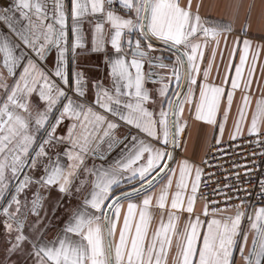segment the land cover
<instances>
[{
	"label": "snow or ice",
	"instance_id": "obj_1",
	"mask_svg": "<svg viewBox=\"0 0 264 264\" xmlns=\"http://www.w3.org/2000/svg\"><path fill=\"white\" fill-rule=\"evenodd\" d=\"M117 4L125 15L117 13ZM70 5V25L65 0H17L14 10L27 22L22 25L10 15L12 8L0 10V21L11 33L0 36V66L8 77H16L20 70L12 85L0 72V89L6 96L0 101V201L9 190V179L19 181L11 199L0 210L6 218L7 232H15L14 241L9 240L8 255L20 252L31 257L34 264H169L175 238L177 251L171 256V264H239L234 255L237 251L242 264H264V207L249 215L243 202L224 208L215 206L217 202H206L193 219L202 170L194 168L187 159L177 161L175 169L168 163L174 160L169 146H179L185 131V105L190 111L194 108L196 120L217 127L223 135L251 41H233L229 67H234L235 76L230 78L231 90H226L222 85L229 82L227 75L221 86L210 83L209 75L221 37L227 47L228 34L234 29L230 22L209 25L199 15V3L195 13L192 0L185 5L180 0H70ZM87 17L95 20L91 51L105 52L107 43L114 50V54L105 57L110 87L99 79L89 82L81 70L70 68L77 49L85 47L82 24ZM69 27L73 40L69 39ZM247 28L246 23L242 29L244 36L248 34ZM156 42L162 47L157 48ZM210 42L215 46L207 67L202 69L204 50ZM241 43L239 64L233 66L231 57ZM53 49L56 57L49 69L47 63ZM158 50L169 52L172 63L154 56ZM258 55L259 49L252 57L246 88L251 85ZM145 63L150 68L169 71L152 81V73L144 71ZM201 75L202 80H198ZM149 81L160 84L156 89L161 98L158 113L147 107L148 103H157L146 87ZM172 84L175 90L169 95ZM33 93L46 105L34 116L29 110ZM249 107L250 97L245 95L238 108L232 139L242 134ZM218 114L223 122L218 121ZM65 119L72 123L67 126L66 136H58L57 129ZM261 122L264 99L257 101L248 134L260 135ZM121 123L128 132L122 140L115 139L114 132ZM100 132V140L109 138L110 149L125 144L120 157L107 167L94 165L85 169L92 179L81 180L76 191L80 193L85 185L89 188L55 238L26 234L28 211L38 215L44 197L37 193L29 209L27 201L19 199L20 194L30 184L42 188L58 185L61 193H70L84 156L93 151V141ZM60 144L71 147L57 152L54 160L48 157L46 147L53 149ZM93 154L106 159L98 152ZM61 156L69 161L67 170ZM41 157H48L49 162L43 165L44 174L33 179L25 168L36 169ZM193 171L194 179L189 184ZM162 173L166 182L157 193L153 189ZM261 184L264 194V182ZM153 208L159 210L160 223L149 239ZM183 213L188 214V219L184 231L178 232ZM25 246L30 250L25 251Z\"/></svg>",
	"mask_w": 264,
	"mask_h": 264
},
{
	"label": "crops",
	"instance_id": "obj_2",
	"mask_svg": "<svg viewBox=\"0 0 264 264\" xmlns=\"http://www.w3.org/2000/svg\"><path fill=\"white\" fill-rule=\"evenodd\" d=\"M16 2L17 0H0V10L4 8H12L13 12L10 13V15H12L15 18V20L20 21V24L22 25L27 22L20 17L19 12L14 10V5ZM180 3L182 5H185L187 3V0H180ZM198 3L201 5L199 8V15L203 19H205L209 25L214 24L216 22H220V23L230 22L234 29L232 33L228 34L227 47H225L224 38L221 37V43L219 45V48L217 49L216 57L215 60L212 62V68L210 70V75H209L210 83H213L217 86H221L222 81H224V78L227 75L229 77V82L223 83L222 86H224L226 90H231L230 78L235 76V71H234V67H229V60H230L229 53L233 47L234 40H236L237 38H239L240 40L243 39L250 40L251 41L250 52H249L248 61L244 68L243 77L240 82V87L237 88L234 92L233 106L229 112V118L225 124V131L222 136L217 127L208 125L203 121L196 120L194 108L190 111L189 106L185 105V111L182 117L183 121L186 122L185 131L183 132L180 138L181 139L180 145L177 146L175 149L174 160L170 162L171 168L174 169L177 167L176 162L183 159H187L189 163L194 166V168L199 167L201 169V163L205 155L215 144H217L216 142L217 140L223 142L232 139L231 136L235 132L234 122L238 118V108L242 104V98L245 95L250 97V107L247 112V117L245 124L243 126L242 134L238 135L235 139L251 136L248 134L247 129L248 127H250L252 115L255 112L257 101L264 99V0H192V11L194 13L196 12V5ZM65 4H66V9L69 13V25H70L71 23L70 0H65ZM114 7L117 9L118 14L125 15V10L120 8L118 4L115 5ZM246 23L248 24V28H247L248 34L247 36H244L242 29L244 28ZM94 24H95V20L93 17H87L84 23L82 24V30L85 35V40H84L85 47L83 49H77V56L75 59V63L74 64L70 63V68L81 70L84 73L85 79L89 80V82L92 79H99V80H103L104 85L106 87H110L111 85V79L109 77L110 69L105 61V57L106 54L108 55L114 54V50L111 48L110 43H107L105 52L91 51ZM105 27L107 29L109 26L105 24ZM3 35L10 36L11 33L9 29L5 26L4 22L0 21V36ZM69 39L70 40L74 39L71 35L70 27H69ZM194 42L196 41L194 40ZM199 42L202 43L203 40L201 39ZM214 46H215L214 43L210 42L205 48L204 60L201 63L202 69L207 67L209 60L211 59L212 56V48ZM160 47L162 46L157 45V48ZM239 49H242V43L239 45V48L235 53V55L231 57V64L233 66L239 64ZM257 49H259V55L255 61V71L251 76L252 82L250 87L246 88L245 81L248 79L249 68L253 64L252 57L253 55L256 54ZM156 52L157 53L160 52L165 55L167 54L170 55V53L167 51L158 50ZM55 57H56V51L55 49H53L49 54V62L47 63V68L51 69L54 66ZM130 58L131 57H129V59ZM0 65H2V57H0ZM19 71L20 70L17 71L16 77H8L7 71L3 69L2 66H0V72H3V75L8 84L10 80L15 81V79L18 78ZM144 71L145 73H149V65L147 63H145L144 65ZM163 71L167 72L169 70H163ZM181 71H183V69ZM198 80H202V75L201 77L198 78ZM152 81H156V80H152ZM152 81H149L146 84V87L150 90V94L152 95L153 99L157 101V103L155 105L152 103H148L147 107L149 108V110L158 113L160 110L161 98L156 92V89L160 87V84L153 83ZM57 83H59V81H57ZM173 90H175V84L170 85L169 95H171ZM88 95H89V99L91 100L92 94L89 93ZM197 96H198V92H197ZM4 98H6L4 90L0 89V101H2ZM32 105L35 107L38 106V108L37 109L35 108L32 112L34 116L37 110L39 111L41 110L39 105H45V102L41 101L40 99L33 100ZM217 119L218 121L223 122L222 115L218 114ZM70 123H72V121L65 119L63 124H61L58 127L56 135L66 136L67 126ZM259 127H260V131H264V122H261ZM127 132H128V128L124 127L123 124L121 123V127L115 130L114 137L115 139L122 140ZM42 134H43L42 132L38 133L37 136L39 137ZM102 135L103 133L100 132L97 136V139L93 141L92 144L93 151L85 154L84 163L79 169L78 177L74 178L70 193H61L58 190V185H53L48 188H42L38 184H30L28 187L25 188L24 192L20 194L19 199L22 202L27 201V203H29V201L31 199L33 201L37 193H39L40 196L44 197L43 199L44 201V200H49L51 194L54 193L60 196L59 204L64 203L67 198H72L73 200H75L76 206L80 204L82 202L81 197L88 190L89 185H85L80 193H77L76 188L80 187L81 180L92 179V176L89 173H87L85 169L92 168L94 165L95 166L103 165L104 167H107L109 164H111L120 157L121 151L124 150L125 148V144H119L106 156V159L98 158L93 154L94 151L99 150L104 154L110 149L109 138L104 137L103 140H100L99 137ZM125 143H127V141H125ZM66 147L70 148L71 145L60 144L53 149H48L46 147V151L48 152V157H52L54 160L56 153L57 152L63 153ZM169 149L171 150V145L169 146ZM48 157H41L38 161L36 169L29 170L27 168V173L32 175L33 179H39L40 176L44 174L43 165L49 162ZM61 160L65 166V169L67 170V165L69 161L64 156H61ZM177 178H178V174H177ZM193 179H194V171L189 178V184H191V181ZM165 182L166 180L164 178V174L162 173L161 176L157 178L156 187L153 190L158 193L160 185ZM132 183L136 184L135 181H133ZM125 184H127V181H125ZM136 186L138 187L139 185L136 184ZM172 191H175V184H173ZM188 192H190V187L188 189ZM186 197H187V193L185 194V199ZM32 201L31 203H29L30 204L29 207L32 206ZM204 204H205L204 202L198 201L197 199L195 204V213L193 219L195 215H198L202 212V208ZM76 206H74V208ZM74 208H69L66 211L63 218L64 222H62L63 226L58 230L57 229L55 230L54 238L63 229L65 222L68 220L69 215ZM125 209H126V204H125ZM151 211L154 214V219L150 225L149 239L151 237V234L155 232V230L159 227V223H160L159 210L153 208L151 209ZM187 219H188L187 213H183L180 216V220L178 221L177 224L178 232L184 231ZM201 219L202 220L204 219L202 215H201ZM164 222H167V213H165L164 215ZM243 223L245 226H247L248 224L247 219H245ZM117 238H118V233H117ZM52 239L49 238L48 240H52ZM251 240H252V234L250 233L249 241H248L249 247L251 245ZM176 251H177L176 240L175 238H173V245L169 256V264H171V256L175 255ZM234 255L236 256V259L239 262V264H242V261H240L239 259L238 251L235 252Z\"/></svg>",
	"mask_w": 264,
	"mask_h": 264
},
{
	"label": "built area",
	"instance_id": "obj_3",
	"mask_svg": "<svg viewBox=\"0 0 264 264\" xmlns=\"http://www.w3.org/2000/svg\"><path fill=\"white\" fill-rule=\"evenodd\" d=\"M201 169L198 201L217 202L215 206L220 208L243 202L247 214L253 215L264 206V131L215 144Z\"/></svg>",
	"mask_w": 264,
	"mask_h": 264
},
{
	"label": "rangeland",
	"instance_id": "obj_4",
	"mask_svg": "<svg viewBox=\"0 0 264 264\" xmlns=\"http://www.w3.org/2000/svg\"><path fill=\"white\" fill-rule=\"evenodd\" d=\"M157 53V52H156ZM160 53V52H159ZM173 59V57H172ZM174 60V59H173ZM172 63V60H171ZM170 63V64H171ZM14 80H10L9 85H12ZM39 96L37 93H33L30 97V107L29 110L33 112V110L38 108V106H33V100H38ZM42 104V103H41ZM40 111H43L46 105H39ZM20 111V110H17ZM27 116V113H23ZM15 179H9V190L6 194V197L3 201H0V207L2 205L6 206L8 200L11 199V195L14 194L15 188L12 194L10 191L13 187ZM8 197V198H7ZM60 196L57 194L52 193L49 200L42 201V206L39 209V214H33L30 210L28 211L27 219L25 221V233L32 236L33 238L43 234L44 237L47 239L54 238L55 230L61 228L64 222V214L69 208H74L76 206V201L72 198H67L64 203L59 204ZM32 199L29 201L31 203ZM28 203V207L29 204ZM31 209V206L29 207ZM15 209V206L12 210ZM2 210V209H1ZM5 217L0 215V264H34V261L31 257H26L24 254L17 252L12 254L11 256L8 255L7 249L11 246L9 240L14 241L15 232L9 234L5 228L4 221ZM33 228L35 229L33 231ZM29 246H25V251H28Z\"/></svg>",
	"mask_w": 264,
	"mask_h": 264
},
{
	"label": "water",
	"instance_id": "obj_5",
	"mask_svg": "<svg viewBox=\"0 0 264 264\" xmlns=\"http://www.w3.org/2000/svg\"><path fill=\"white\" fill-rule=\"evenodd\" d=\"M156 44L159 45V46H161V45L159 44V42H156ZM153 55L156 56V57H163V58H164V63H168V64L171 63V60L168 59V57L170 56V55H168V54L165 55V54H162V53H153ZM149 73H152V80H158V79H159V74L166 73V71H163V70H161V69H153V68H150V67H149ZM116 146H117V145H114L111 149H109V150H108L106 153H104V154H103L101 151H99V150H96V151H94V152H98L99 155L107 156V155H108V154H109L114 148H116ZM175 149H176V147L173 149L172 146H171V151H173V156H174V153H175ZM95 156H97V155H95ZM97 157H98V156H97ZM170 162H171V161H168L169 164H170ZM26 170H27V168H25V172H26ZM23 175H24V173H21L19 179H21ZM18 182H19V181L16 180L14 184L16 185ZM13 190H14V187L11 189L10 194L8 195V197L12 194ZM8 197H7V198H8ZM3 206H4V205H2V206L0 207V210L2 209Z\"/></svg>",
	"mask_w": 264,
	"mask_h": 264
},
{
	"label": "flooded vegetation",
	"instance_id": "obj_6",
	"mask_svg": "<svg viewBox=\"0 0 264 264\" xmlns=\"http://www.w3.org/2000/svg\"><path fill=\"white\" fill-rule=\"evenodd\" d=\"M26 173H27V170H26ZM23 176H24V175H23ZM23 176H22V178H21V179H23ZM14 183H15V182H14ZM14 185H15V184H14ZM14 185H13V187H14ZM13 187H12V188H13Z\"/></svg>",
	"mask_w": 264,
	"mask_h": 264
}]
</instances>
